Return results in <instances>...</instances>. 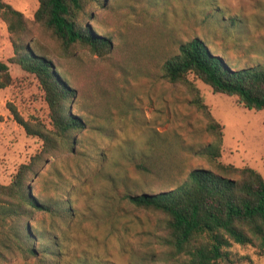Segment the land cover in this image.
<instances>
[{
    "label": "trees",
    "instance_id": "trees-1",
    "mask_svg": "<svg viewBox=\"0 0 264 264\" xmlns=\"http://www.w3.org/2000/svg\"><path fill=\"white\" fill-rule=\"evenodd\" d=\"M38 2L32 21L9 2L0 0V18L7 25L14 50L10 62L35 76L50 119L46 123L34 114L26 118L15 104L8 103L15 120L27 135L39 138L42 147L19 166L9 183L0 182V264L16 258L60 264L68 229L80 213L64 195L48 197L34 189L32 179L41 174L51 158L77 153L85 131H105V125H95L90 115L108 121L113 109L124 117L131 113L132 108L119 96L120 85L114 70L126 62L142 61L160 63L163 78L189 87L191 103L205 118L206 130L212 137L211 142L195 152L207 157L214 167L194 168L181 184L165 191L124 193L136 207L158 215L154 237L163 250L154 262H252L251 256L240 254L236 246L252 247L256 254L264 256V176L251 166L220 162L223 125L200 89L188 78L193 73L215 92L236 96L248 108L263 109L264 64L234 69L200 37L175 41L161 28L129 25L124 37H115L105 28L89 23L97 18L98 8L109 9L110 0ZM31 24L48 36L53 42L51 49L60 57H72L76 47H85L96 57L105 58L108 66L101 70L90 68L84 88L75 75L68 76L62 65L54 63L49 47L34 37ZM13 82L9 62L0 60V89ZM83 88L88 92V100L94 92L100 94L101 103L92 100L86 107L87 114L79 112L83 110L79 106ZM146 145L147 151L133 160L140 174L163 176L174 169L183 174L179 136L172 138L154 130ZM76 264L89 262L81 259Z\"/></svg>",
    "mask_w": 264,
    "mask_h": 264
},
{
    "label": "rangeland",
    "instance_id": "rangeland-1",
    "mask_svg": "<svg viewBox=\"0 0 264 264\" xmlns=\"http://www.w3.org/2000/svg\"><path fill=\"white\" fill-rule=\"evenodd\" d=\"M5 1L33 21L38 0ZM96 12L97 18L89 23L115 37H124L129 25L161 28L175 41L200 37L234 69L264 64V0H110L109 9ZM31 26L34 37L49 47L54 63L62 65L68 76L75 75L84 88L90 68L108 66L105 58L85 47H76L72 57H60L51 49L53 42L48 36ZM13 55L7 25L0 18V60L9 62L14 77L10 86L0 89V182L5 184L42 147V141L27 135L15 120L8 103L15 104L26 118L34 114L50 121L37 79L10 62ZM158 64L142 61L117 66L118 93L132 108L131 113L124 117L113 109L108 121L90 115L95 125H105V131H85L77 153L51 158L32 179L34 189L48 197L64 195L80 213L68 229L60 264H76L81 259L89 264H160L154 262L163 250L154 237L158 215L136 207L124 193L165 191L181 184L194 168H214L207 157L195 152L212 137L205 118L191 103L189 87L163 78ZM188 78L223 125L220 162L251 166L264 176V108H248L236 96L215 92L193 73ZM92 100L100 104V94L94 92L88 100L84 89L79 105L83 110L79 112L87 114ZM154 130L182 139L183 174L174 169L168 175L145 176L135 169L134 156L140 158L147 151L146 140ZM235 248L250 255L252 262L223 264H264V256L252 247ZM6 264L40 263L35 258H16Z\"/></svg>",
    "mask_w": 264,
    "mask_h": 264
}]
</instances>
